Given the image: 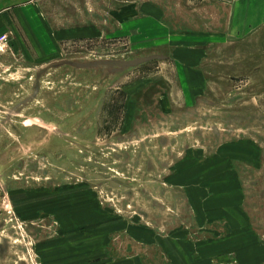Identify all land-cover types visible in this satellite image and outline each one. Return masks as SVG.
Returning a JSON list of instances; mask_svg holds the SVG:
<instances>
[{
    "label": "rangeland",
    "instance_id": "rangeland-1",
    "mask_svg": "<svg viewBox=\"0 0 264 264\" xmlns=\"http://www.w3.org/2000/svg\"><path fill=\"white\" fill-rule=\"evenodd\" d=\"M28 1L0 24V264L264 258V23Z\"/></svg>",
    "mask_w": 264,
    "mask_h": 264
},
{
    "label": "crops",
    "instance_id": "crops-1",
    "mask_svg": "<svg viewBox=\"0 0 264 264\" xmlns=\"http://www.w3.org/2000/svg\"><path fill=\"white\" fill-rule=\"evenodd\" d=\"M28 0H0V24H9L11 19V14L19 10L23 5L28 3ZM211 7L214 13L205 16L195 15L192 13V17L183 18L186 22H201V21H211L213 25L220 27L223 25L221 21L223 20V11L226 12L225 17L228 18L227 31L233 35L237 30L246 29L250 30V24L256 25L259 23H264V0H200L196 6H198L199 13L205 11L207 4ZM133 5L135 15H138L136 21L140 23L146 22H165L176 20L172 17H163L164 12L161 8H154L149 2H138L136 1ZM196 12V10H195ZM246 14V18L242 16ZM132 16V15H131ZM255 27V26H251ZM1 30V29H0ZM187 35L192 36L193 33L188 32ZM264 249V247H262ZM260 247H254L250 252V264H264V258L260 254ZM198 264H207L206 261H200ZM213 264V263H210ZM215 264H218L215 261ZM239 264H249L247 261L241 260L239 258Z\"/></svg>",
    "mask_w": 264,
    "mask_h": 264
}]
</instances>
